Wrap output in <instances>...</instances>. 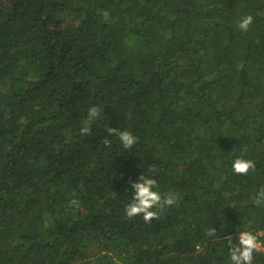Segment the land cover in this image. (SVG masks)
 <instances>
[{
  "label": "trees",
  "instance_id": "obj_1",
  "mask_svg": "<svg viewBox=\"0 0 264 264\" xmlns=\"http://www.w3.org/2000/svg\"><path fill=\"white\" fill-rule=\"evenodd\" d=\"M262 188L264 0H0V264H230Z\"/></svg>",
  "mask_w": 264,
  "mask_h": 264
},
{
  "label": "clouds",
  "instance_id": "obj_2",
  "mask_svg": "<svg viewBox=\"0 0 264 264\" xmlns=\"http://www.w3.org/2000/svg\"><path fill=\"white\" fill-rule=\"evenodd\" d=\"M105 16H107V13H105ZM252 20L253 17L251 15L244 16L239 21V28L242 31H246ZM98 111L95 106L89 107L87 112L88 121L95 120L98 116ZM83 131L88 132L89 129L85 127ZM118 139L122 147L127 149L135 142L136 137L125 130L119 132ZM254 167L255 165L251 160L243 158H236L232 162V169L235 173H246L250 168ZM155 185L156 181L149 177H143L132 182L131 187L134 191L129 198V202L124 206V213L127 217L139 216L147 223L157 217L158 210L174 204L177 198L172 192L162 196ZM253 199L255 203L264 202V188L260 189ZM237 232L235 243H233L230 236L228 238L230 264H252L254 251H261V242L251 230H237ZM207 234L212 236L213 229H209Z\"/></svg>",
  "mask_w": 264,
  "mask_h": 264
},
{
  "label": "rangeland",
  "instance_id": "obj_3",
  "mask_svg": "<svg viewBox=\"0 0 264 264\" xmlns=\"http://www.w3.org/2000/svg\"><path fill=\"white\" fill-rule=\"evenodd\" d=\"M257 234L261 236L260 238H258L259 241L261 242L260 250L264 252V231H257Z\"/></svg>",
  "mask_w": 264,
  "mask_h": 264
}]
</instances>
